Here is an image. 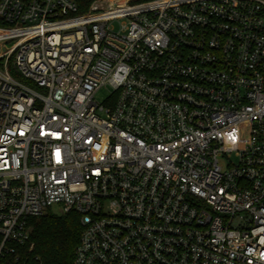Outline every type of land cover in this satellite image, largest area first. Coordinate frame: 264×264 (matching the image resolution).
Returning a JSON list of instances; mask_svg holds the SVG:
<instances>
[{"label":"built area","instance_id":"built-area-1","mask_svg":"<svg viewBox=\"0 0 264 264\" xmlns=\"http://www.w3.org/2000/svg\"><path fill=\"white\" fill-rule=\"evenodd\" d=\"M79 9L0 0V256L49 211L72 264H264V0Z\"/></svg>","mask_w":264,"mask_h":264},{"label":"trees","instance_id":"trees-1","mask_svg":"<svg viewBox=\"0 0 264 264\" xmlns=\"http://www.w3.org/2000/svg\"><path fill=\"white\" fill-rule=\"evenodd\" d=\"M92 0H76L84 12ZM1 26V24H0ZM29 239L23 244L10 243L13 252L3 251L0 264H72L80 234L78 216L46 212L28 219Z\"/></svg>","mask_w":264,"mask_h":264},{"label":"rangeland","instance_id":"rangeland-1","mask_svg":"<svg viewBox=\"0 0 264 264\" xmlns=\"http://www.w3.org/2000/svg\"><path fill=\"white\" fill-rule=\"evenodd\" d=\"M10 44H7L6 46H9ZM11 74L13 76H16L13 71L11 72ZM108 96H109V91L105 88H102L95 94V100L99 103H102L106 100ZM243 135H245V133H243ZM56 210H57L56 208H52V211H56Z\"/></svg>","mask_w":264,"mask_h":264}]
</instances>
